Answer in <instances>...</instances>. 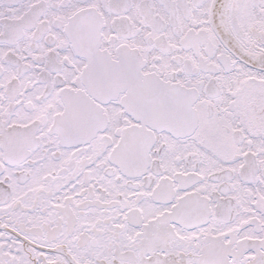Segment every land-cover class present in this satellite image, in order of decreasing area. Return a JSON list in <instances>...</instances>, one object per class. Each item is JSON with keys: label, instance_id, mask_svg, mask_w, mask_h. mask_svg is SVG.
<instances>
[{"label": "snow or ice", "instance_id": "snow-or-ice-1", "mask_svg": "<svg viewBox=\"0 0 264 264\" xmlns=\"http://www.w3.org/2000/svg\"><path fill=\"white\" fill-rule=\"evenodd\" d=\"M0 264H264V0H0Z\"/></svg>", "mask_w": 264, "mask_h": 264}]
</instances>
